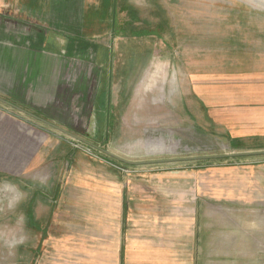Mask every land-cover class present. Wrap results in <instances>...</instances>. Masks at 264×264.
Returning a JSON list of instances; mask_svg holds the SVG:
<instances>
[{"label": "crops", "instance_id": "crops-1", "mask_svg": "<svg viewBox=\"0 0 264 264\" xmlns=\"http://www.w3.org/2000/svg\"><path fill=\"white\" fill-rule=\"evenodd\" d=\"M74 1L0 0V98L11 103L0 101V174L31 184L34 201L48 195L60 201L66 184L54 181L52 171L55 163L71 159L66 178L71 174L76 187L96 196L98 212L87 216L97 218V227L86 229L95 238L91 243L68 237L57 245L84 252L67 264H264V154L240 157L247 162L183 163L124 176L109 160L99 164L92 154L73 155L71 136L48 124L83 133L77 123L89 124L92 113H101L94 120L104 124L105 69H99V100L92 107L89 77L67 81L75 74L73 59L89 46L80 36L57 31L78 26L83 32L88 25L84 7L75 8ZM92 21L99 23L96 16ZM227 23L225 72H194L192 95L207 125L222 130L232 149L264 151V34L258 29L264 21ZM96 46V62L105 63V44ZM149 144L145 139L143 148Z\"/></svg>", "mask_w": 264, "mask_h": 264}, {"label": "rangeland", "instance_id": "rangeland-1", "mask_svg": "<svg viewBox=\"0 0 264 264\" xmlns=\"http://www.w3.org/2000/svg\"><path fill=\"white\" fill-rule=\"evenodd\" d=\"M114 1L113 9V0L74 1L75 8L84 7L88 25L83 32L80 27L76 31L78 26L69 31L62 27L57 30L89 41L88 50L73 59L75 74L69 75L67 81L76 84L79 76L89 77L90 107L99 100V69H105L107 74L104 124L96 122L98 115L92 113L89 124L77 123L83 133L74 134L132 161L239 151L229 146L222 130L207 125L206 113L196 102L197 97H193L189 80L194 72H225L226 38L232 25L227 19L263 22L264 0ZM95 16L99 23L94 26ZM258 29L264 34V23ZM97 44H105V63L96 62L100 60ZM145 93H150V97ZM78 102V98L73 101L76 105ZM150 116L153 119H148ZM146 119L152 122L147 123ZM147 138L153 144L146 150L154 151L143 148ZM67 140L73 155L76 151L92 154L91 159L99 164L109 160L124 176L175 170L182 168L183 163L187 168L196 162H247L238 157L129 165L73 137ZM67 158L55 163L56 171H52L54 181L66 184L60 201L50 195L34 201L37 192L31 184L0 174V264H67L80 259L84 252L57 250L60 241L84 238L89 244L95 239L93 234H86V229L97 227V218L87 217L97 215L96 196L76 187L71 174L66 178L72 167Z\"/></svg>", "mask_w": 264, "mask_h": 264}, {"label": "water", "instance_id": "water-1", "mask_svg": "<svg viewBox=\"0 0 264 264\" xmlns=\"http://www.w3.org/2000/svg\"><path fill=\"white\" fill-rule=\"evenodd\" d=\"M0 101H3L4 103L10 104L9 102H7L6 100L0 98ZM13 106V105H12ZM16 108H18L20 111L25 112L27 114H30L33 117L38 118L37 116H35L32 113H29L27 111H25L22 108H19L17 106H15ZM41 119V118H40ZM42 120V119H41ZM45 121V120H43ZM46 123H48L47 121H45ZM51 124L53 127H56L60 130H62L63 132H65L66 134H68L69 136L87 144L90 145L94 148L99 149L100 151L104 152L106 155L115 158L116 160L123 162L125 164H129V165H146V164H163V163H172V162H184V161H196V160H210V159H227V158H238V157H245V156H251V155H260V154H264V151H254V152H232V153H223V154H213V155H197V156H184V157H173V158H163V159H149V160H140V161H132V160H128L125 158L120 157L119 155H116L112 152H110L107 149H103L100 148L99 146L83 139L82 137L70 133L68 131H65L61 128H59L58 126L52 124V123H48Z\"/></svg>", "mask_w": 264, "mask_h": 264}]
</instances>
